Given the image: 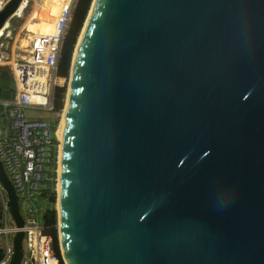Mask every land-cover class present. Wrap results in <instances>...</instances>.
I'll return each instance as SVG.
<instances>
[{"label": "water", "instance_id": "95a60500", "mask_svg": "<svg viewBox=\"0 0 264 264\" xmlns=\"http://www.w3.org/2000/svg\"><path fill=\"white\" fill-rule=\"evenodd\" d=\"M64 112V264H264V0H93Z\"/></svg>", "mask_w": 264, "mask_h": 264}, {"label": "built area", "instance_id": "2783aa9c", "mask_svg": "<svg viewBox=\"0 0 264 264\" xmlns=\"http://www.w3.org/2000/svg\"><path fill=\"white\" fill-rule=\"evenodd\" d=\"M7 1L0 3V10ZM77 1L22 0L17 13L23 14L30 2L32 9L23 16L25 19L16 32L8 30L4 34L6 25L0 29V69L7 66L12 76L10 83L15 82V88L8 87L13 96H0V161L18 196L29 202L42 190L54 137L49 120L38 110H53L58 61ZM45 19L46 29L42 30L40 21ZM4 40L8 45H4ZM4 48H8L7 59L1 56ZM28 109L34 114H29ZM0 201L3 224L0 236L4 238L0 264H9L13 256L11 234L18 229L10 227L9 202L1 180ZM27 209L23 211L27 246H23L22 264H60L63 257L52 249V237L45 234L32 208ZM58 222L52 225L57 231Z\"/></svg>", "mask_w": 264, "mask_h": 264}, {"label": "trees", "instance_id": "16d2710c", "mask_svg": "<svg viewBox=\"0 0 264 264\" xmlns=\"http://www.w3.org/2000/svg\"><path fill=\"white\" fill-rule=\"evenodd\" d=\"M93 0H78L73 11L72 20L69 26L68 33L66 35L62 52L59 57L58 67H57V77L62 80L61 83H56L53 90V110L52 113L56 115L63 112L65 108V97L67 93V80L69 78L70 68L72 65L73 55L75 51V45L77 43L79 34L82 30V26L87 18L90 6ZM32 9V2H30L24 11H27L25 16ZM25 19V18H24ZM22 19V21L24 20ZM16 31H13V34ZM11 41V40H10ZM53 137V145L50 151V159L45 171V179L43 182L44 187L40 192V197L46 204V208L43 211L40 222L44 227V232L52 237V249L58 255L59 250V240L58 233L56 229L52 228V225L57 223V160H58V144L59 139L56 136V129L59 125V117L49 120ZM21 198L19 197L20 211L23 215ZM60 264H64L61 260Z\"/></svg>", "mask_w": 264, "mask_h": 264}, {"label": "rangeland", "instance_id": "374dc122", "mask_svg": "<svg viewBox=\"0 0 264 264\" xmlns=\"http://www.w3.org/2000/svg\"><path fill=\"white\" fill-rule=\"evenodd\" d=\"M7 0H0V3L1 2H6ZM92 4V3H91ZM91 7V6H90ZM27 11H24V13H17V11L6 21L5 25L6 27H3V33L6 34L8 32V30L10 31H16L17 28L19 27V25L22 23V18L23 16L26 14ZM4 25V26H5ZM7 30V31H6ZM81 33V32H80ZM80 36V34H79ZM79 39V37H78ZM77 44V43H76ZM4 45H8V42L7 40H4ZM76 46V45H75ZM70 72H71V68H70ZM69 80H70V73H69V78L67 80V87H68V84H69ZM62 80L61 79H58V83H61ZM65 100H66V97H65ZM28 113L29 114H34V111L31 110V109H28ZM40 115H42L44 118L50 120V119H55L56 117H59V125L57 127V130L59 129V126H60V123L62 121V117H63V114H64V110L62 113H60L59 115L55 114V113H52L51 111H45V110H38ZM59 139V138H58ZM59 145H60V139H59ZM59 145H58V160H57V183H58V178H59ZM44 187V185H43ZM56 191H57V184H56ZM57 196H58V191H57ZM21 198V197H20ZM58 200V199H57ZM21 205H22V211L24 210H28L27 208H32L33 210V214H34V217L36 219H38L40 221L41 219V216L43 214V211L44 209L46 208V204L45 202L43 201V199L40 197V194H38L37 198H35L32 202H29V201H26V200H23L21 198ZM33 203V205H27L26 204H31ZM58 204V201H56V208L58 207L57 206ZM25 206H26V209H25ZM57 222H58V218H57ZM13 221L12 219L9 220V224L12 225ZM59 223V222H58ZM58 232V231H57ZM13 238H14V234L11 235V240L13 241ZM59 245H60V242H59ZM23 246L26 248L27 246V238L25 237L24 239V242H23Z\"/></svg>", "mask_w": 264, "mask_h": 264}, {"label": "bare ground", "instance_id": "6f19581e", "mask_svg": "<svg viewBox=\"0 0 264 264\" xmlns=\"http://www.w3.org/2000/svg\"><path fill=\"white\" fill-rule=\"evenodd\" d=\"M53 11L55 12V8ZM45 22H47L46 19H45V21H40V29H42V30L46 29V23ZM76 49H77V47H76ZM64 119H65V112L63 114L59 129L57 130V137L60 139V145H59V161H60V163H61L62 139H63V132H64ZM57 191L59 194V191H60V165H59V178H58V183H57ZM57 206L59 209V202H58Z\"/></svg>", "mask_w": 264, "mask_h": 264}, {"label": "crops", "instance_id": "0c3cea01", "mask_svg": "<svg viewBox=\"0 0 264 264\" xmlns=\"http://www.w3.org/2000/svg\"><path fill=\"white\" fill-rule=\"evenodd\" d=\"M13 227V228H15L16 227V224H14V223H12V225H10V227ZM0 238H1V236H0Z\"/></svg>", "mask_w": 264, "mask_h": 264}]
</instances>
